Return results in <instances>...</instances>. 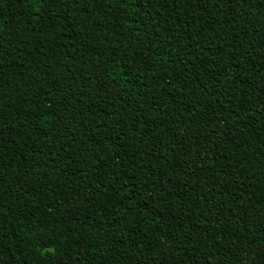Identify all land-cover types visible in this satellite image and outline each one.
<instances>
[{
    "label": "trees",
    "instance_id": "1",
    "mask_svg": "<svg viewBox=\"0 0 264 264\" xmlns=\"http://www.w3.org/2000/svg\"><path fill=\"white\" fill-rule=\"evenodd\" d=\"M0 264H264V0H0Z\"/></svg>",
    "mask_w": 264,
    "mask_h": 264
}]
</instances>
